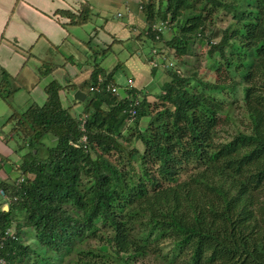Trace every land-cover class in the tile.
<instances>
[{
	"label": "trees",
	"instance_id": "obj_1",
	"mask_svg": "<svg viewBox=\"0 0 264 264\" xmlns=\"http://www.w3.org/2000/svg\"><path fill=\"white\" fill-rule=\"evenodd\" d=\"M137 6L145 19L137 33L125 40L110 34L106 46L90 48L87 84L98 76L105 83L87 93L81 112L74 111L78 102L62 106L59 92L74 86L56 80L42 105L20 111L8 103L7 138L22 140L16 151H27L14 164L0 158L18 175L12 180L2 169L0 176L6 199L0 208L8 203V211L0 209L6 264L31 255L50 264L16 240L22 228L63 264H264V0H137ZM60 15L82 26L94 11ZM160 21L167 25L155 31ZM144 40L155 45L146 55V63L157 60L151 73L174 62L163 71L169 78L163 93L107 92L116 68L105 75L104 57L115 44ZM198 40L202 56L215 62L207 77L191 66L182 71L185 58L196 57ZM126 49L129 59L139 51ZM49 135L54 146L44 142ZM186 169L190 175L178 182ZM92 241L107 246L115 261L87 248Z\"/></svg>",
	"mask_w": 264,
	"mask_h": 264
},
{
	"label": "crops",
	"instance_id": "obj_2",
	"mask_svg": "<svg viewBox=\"0 0 264 264\" xmlns=\"http://www.w3.org/2000/svg\"><path fill=\"white\" fill-rule=\"evenodd\" d=\"M112 4H115V7L122 6L125 8V15L119 17L123 18L124 22L115 19L118 14L114 17V21H118L116 25H114L115 22L106 18L108 11L114 6ZM86 6L94 11V21L90 23L91 28L78 31L76 37L70 36L67 28H83L89 22L82 26L70 24V19L62 18L60 11L78 16L82 7ZM144 22V17L138 12L137 0H0V75L7 83L10 79H14L18 83L19 77L21 78L23 74H26L31 81L29 86H25L19 81L21 85L17 84L18 88L16 90L11 89V91H16L14 94H18L20 90L23 93L27 92L25 93L27 96L36 97V99L32 98V101H39V105L46 101L45 88L53 80L58 81L63 86L64 84L73 85L72 88L75 89L73 92L83 91L79 88L84 85L88 86L87 83L93 70L88 65L92 58L90 48L97 50L106 46L110 41V34L125 40L133 32L137 33L144 26ZM101 27L103 32L100 30ZM80 32H84L87 36L81 35ZM43 37L47 39L46 44L41 42ZM77 44H80L79 48L76 47ZM158 47L161 48L162 45H158ZM50 49L54 52L53 54L48 53ZM39 56L45 59L40 58L38 62L42 66L41 69H39L40 67L37 69L27 67L31 59L34 62L38 60ZM103 62L100 66L106 72ZM142 62L144 61L142 60ZM127 63L131 62L127 61ZM46 64L54 70L51 71V68L45 70ZM146 64L140 63L139 60H133L132 66L136 68L133 70L136 71L138 79H140L138 84L140 87L134 86V88L144 89L145 84L151 80H156L158 85L169 80L164 72L161 73V70H157L154 74L151 73L149 64ZM25 70L26 72L23 73ZM60 71L63 82L55 76ZM153 76L155 77L152 79ZM64 90L59 92V98L62 106L66 108L68 100L67 91ZM70 105L72 104L69 103ZM6 110L8 112V108ZM8 116L7 114L6 116L0 114V121H4L0 128L4 124L8 125L6 124ZM6 139L7 134L4 138L0 136V145H3V149H8L7 143H5ZM4 151L7 152V150ZM5 164L0 163V176L2 178L5 177V174L1 173Z\"/></svg>",
	"mask_w": 264,
	"mask_h": 264
},
{
	"label": "rangeland",
	"instance_id": "obj_3",
	"mask_svg": "<svg viewBox=\"0 0 264 264\" xmlns=\"http://www.w3.org/2000/svg\"><path fill=\"white\" fill-rule=\"evenodd\" d=\"M119 1H121V0H119ZM157 2H158V0H155L156 4H157ZM112 5H114V6L111 8L110 11H108V16L106 17L108 20H113L117 14H120L123 16L125 15V8L124 7H122V6L115 7V4H112ZM62 18L65 19V17H62ZM91 20L94 21V17H92ZM119 20H123V18H119ZM111 22H115L114 25H116L118 21L113 20ZM226 23H230V21L228 20ZM90 28H91V24L88 23V25L83 27V28H71V27H69V28H67V32H69L70 36L76 37L78 35L77 34L78 31H85L86 29H90ZM80 33L83 36L84 35L87 36V34H84V32H80ZM126 33H127V31H126ZM67 38H68V36H67ZM170 38H171V35L166 36V40H169ZM217 39H218V36L215 37L213 41L216 42ZM46 40L47 39L44 37L41 38V42H43L44 44H46ZM160 45H162V43H160ZM126 46L130 47L132 50H135V49L139 50L138 53L132 58V61H131V59H129L130 58L129 57L130 52L128 51V49H126ZM154 46H155L154 44L149 45L148 40H144L143 42L140 41L139 44L131 43V42H129V43L125 42V46L124 45L117 46L115 44L112 48V51L107 56L104 57L103 67L105 68L106 73H109L110 71H112L113 69L116 68L114 75H113L114 80H115L114 83L116 85L124 87L126 85V80L131 79L134 81L132 84V87L135 86L136 88H138L137 86L140 87V85H138L140 83V79H138V75H137L136 71L133 70V69H136L134 66H132L133 60L134 61L139 60L140 63L146 64V61H147L146 55L149 51H151L152 48H154ZM76 47L79 48L80 44H77ZM205 49L206 48L204 47L203 42L201 40H198L196 47H195L196 57L185 58L186 60L188 59L187 60L188 65L182 66L183 67L182 71L185 72L186 74L190 73L191 72L190 66H191V67H193L194 71H197L198 73H200L204 77L210 76L209 72L214 69L213 65L215 64V62L213 60L207 58L206 56H204V57L202 56L204 53L203 51H205ZM48 53L53 54L54 52L50 49V50H48ZM138 55H140V56H138ZM46 56H47V53H46ZM40 58L44 59L43 57H40V56L38 57V60H36L34 62L31 59L30 60L31 62L28 63L27 67H30L32 69H37V67H40L39 69H41L42 66H40L38 64V62L40 61ZM125 59H127V61H130L131 63H127V61H125ZM142 60L144 62H142ZM172 63L174 64V62H172ZM49 68H52V67H50V65H48V64H46L44 66L45 70L49 69ZM25 72H26V70L23 73H25ZM61 73L62 72L60 71L55 76L58 78L59 81L63 82V79L61 78L62 77ZM154 77L155 76H153L152 79ZM19 81H21V83L25 86H29V84L31 83L30 79L26 76V74H23L21 76V78L19 77L18 83L14 79H10V81H8V83H7L6 80H4L3 77L0 75V94L2 97H5L4 100L0 99V114L2 116H6V114L9 115L11 112L10 108L7 105L8 103L12 107H14L15 109L20 110V111L26 109L27 107H29L33 103L39 104V101H36V100L32 101V98L36 99V97L27 96V94H25L27 92L23 93V91H21V90L18 94H14L12 92L10 94V96L8 97V90H11V89L16 90V88H18L17 86L19 84L21 85V83ZM66 81H64V82H66ZM151 82L148 81V83H146V84L144 83L145 88L142 90L144 91V93H148L151 95L152 94L156 95L158 93V95H159L162 92L163 84L159 83V85H158V82L156 80H151ZM195 84H197V83H195ZM72 89H70V91L66 92V97L68 100L67 107H69V103L72 104V102H75L73 100L74 92L71 91ZM79 89L83 90V92H85V93H88V88L85 85L81 86ZM122 92L123 91H121V94H122ZM83 105H84V103H79V105L74 106V111L75 112H81ZM6 108H8V112H7ZM3 123H4L3 120L0 121V126L3 125ZM145 124H146V119L141 121V128H140L141 130L144 128ZM11 126L12 125H10V124H8V125L4 124V126H2L0 128V136L2 138H4L6 134L8 135V133L11 130ZM44 142L49 147L54 146L55 137H53L52 135H49V137L46 138V140ZM5 143H7L6 146L8 147V149H3L4 148L3 145H0V153H2V154H0V158H1V155L4 157L9 156V158L13 164L15 162H18L19 159L21 158L20 156L25 154L27 151V149H25V148H22L19 152L16 151L18 146L19 147L23 146L22 145L23 141L15 138L14 136H11V137L8 136ZM134 144L136 145V148H138L141 153L144 151L141 143L135 141ZM4 150H7V152ZM0 163L3 164V161L0 160ZM9 165L10 164H8V160H7L6 164L3 166L4 171H6V173H9L12 180H17L15 178L18 177V175L14 174L10 171ZM190 172H191L190 169H186V170L179 172L178 182L186 179V177L188 175H190ZM1 173L4 174V172H1ZM5 200L6 199L4 198V196L0 195V202L2 203ZM7 205H8V203H6V206ZM0 209L4 211V207L0 208ZM14 229H15V226L13 225V228L10 229V231L13 232ZM21 233L22 234H20L16 239L18 242L29 245V247L32 250L40 251L44 257H48L50 259V264H63L62 257H60L56 252H49V251L44 252L41 250V246L38 245L37 241L34 239L35 235H34V231L32 229H29V230L24 229L23 230V228H22ZM84 244H82V245H84ZM87 248H94L100 254L111 255L110 250L107 246H105V245L99 246V243L94 242V241L89 242ZM83 249L86 250L84 247H83ZM123 258H125V256H123ZM109 259L111 262L115 261L113 255H111L109 257ZM39 260H40L39 258H36L34 255H31V256H29V258L24 260L21 264H42L43 262L39 261ZM115 264H119V263L116 262ZM137 264H140V262H138Z\"/></svg>",
	"mask_w": 264,
	"mask_h": 264
},
{
	"label": "built area",
	"instance_id": "obj_4",
	"mask_svg": "<svg viewBox=\"0 0 264 264\" xmlns=\"http://www.w3.org/2000/svg\"><path fill=\"white\" fill-rule=\"evenodd\" d=\"M163 25H166V23H161L159 26H154V29H156L157 31L161 32L163 30V28H162ZM152 66L153 67H157V63H152ZM98 84L99 85L103 84V79L100 76L98 77ZM126 84H128V85L133 84V81L131 79H127L126 80ZM89 90L91 92H96V93L100 92V88L98 86H92V87H90ZM105 90L110 92L112 95H115V94L118 93V88L116 86H114V84H111V83L106 85ZM131 114H132V116H134L135 112L131 111ZM82 140H85V138H83ZM20 181H21V179H20ZM0 194H2V192H0ZM5 234L9 235V236H12L13 232H11L10 230H7ZM0 264H6V261L1 257V255H0Z\"/></svg>",
	"mask_w": 264,
	"mask_h": 264
},
{
	"label": "clouds",
	"instance_id": "obj_5",
	"mask_svg": "<svg viewBox=\"0 0 264 264\" xmlns=\"http://www.w3.org/2000/svg\"><path fill=\"white\" fill-rule=\"evenodd\" d=\"M118 17H122V15H120V14H118L117 15ZM161 23H166V25H167V22H159L158 24H156L155 26H159ZM155 31H156V29H155ZM167 41V40H166ZM211 44H213V45H215L216 44V42H214V41H212V43ZM162 46H163V44H162ZM157 50V49H156ZM156 50H152V53H154L153 55H155L156 54ZM159 60V59H158ZM159 62H160V60H159ZM152 63H157V60L156 61H148V64H149V67L151 68V67H153L152 66ZM161 63V62H160ZM173 66V63L172 62H167V63H165V64H162V65H160V67L161 68H163V69H161V72H163L165 69H168V68H171ZM157 67H158V64H157ZM153 68H155V67H153ZM106 75V74H105ZM99 77V76H98ZM98 77H97V82L96 83H91L90 84V86H86L87 88H88V92H91L89 89H90V87H92V86H98L99 88H100V90H101V88H102V86L104 85V83H105V79L102 77V76H100V77H102V79H103V84L102 85H99L98 84ZM133 81V80H132ZM111 84H114V86H116L117 88H118V93L117 94H115V95H119L120 93V88H121V91H124V90H126V91H128L127 90V88H130V87H132V84H130V85H128V84H126L124 87H121V86H118V85H116L114 82L112 83V82H110ZM109 84V83H108ZM106 87V86H105ZM81 92H83V91H81ZM108 92V91H107ZM75 93V92H74ZM83 93H85V92H83ZM92 93H96V92H92ZM86 95H87V93H85ZM114 95V96H115ZM75 102H77V101H75ZM79 103V102H78ZM85 103V102H84ZM1 192V191H0ZM0 195H2L3 196V193L2 194H0Z\"/></svg>",
	"mask_w": 264,
	"mask_h": 264
},
{
	"label": "water",
	"instance_id": "obj_6",
	"mask_svg": "<svg viewBox=\"0 0 264 264\" xmlns=\"http://www.w3.org/2000/svg\"><path fill=\"white\" fill-rule=\"evenodd\" d=\"M87 99V95L81 91H76L73 95V100L79 103H84ZM4 211H8V207L4 206Z\"/></svg>",
	"mask_w": 264,
	"mask_h": 264
}]
</instances>
